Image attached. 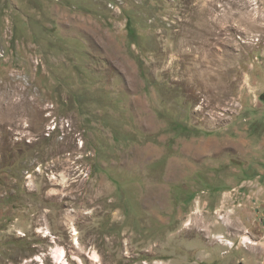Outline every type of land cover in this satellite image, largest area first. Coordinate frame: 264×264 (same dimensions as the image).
Segmentation results:
<instances>
[{"label": "rangeland", "instance_id": "1", "mask_svg": "<svg viewBox=\"0 0 264 264\" xmlns=\"http://www.w3.org/2000/svg\"><path fill=\"white\" fill-rule=\"evenodd\" d=\"M59 250L264 264V0H0V264Z\"/></svg>", "mask_w": 264, "mask_h": 264}, {"label": "bare ground", "instance_id": "2", "mask_svg": "<svg viewBox=\"0 0 264 264\" xmlns=\"http://www.w3.org/2000/svg\"><path fill=\"white\" fill-rule=\"evenodd\" d=\"M73 231L75 233V230H73ZM74 235H76V233ZM245 242L250 243V240H246ZM56 255H57L56 256V264H66L67 260L65 259L66 256L64 255V251L63 250L57 251ZM94 258H96V256H94ZM35 260L36 261L37 260L42 261V258H41V256H37L35 259H33V261H35ZM95 261H97V260H95ZM81 262H80V264H82Z\"/></svg>", "mask_w": 264, "mask_h": 264}]
</instances>
